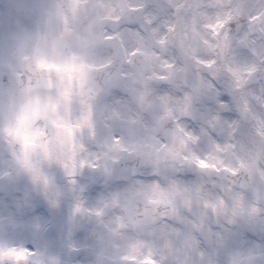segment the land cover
<instances>
[{
  "label": "clouds",
  "instance_id": "9594fccd",
  "mask_svg": "<svg viewBox=\"0 0 264 264\" xmlns=\"http://www.w3.org/2000/svg\"><path fill=\"white\" fill-rule=\"evenodd\" d=\"M0 264H264V0H0Z\"/></svg>",
  "mask_w": 264,
  "mask_h": 264
}]
</instances>
